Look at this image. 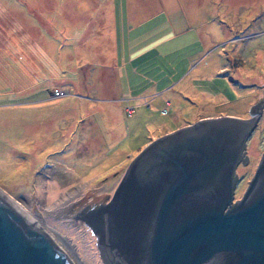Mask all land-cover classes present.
<instances>
[{"label": "rangeland", "instance_id": "rangeland-1", "mask_svg": "<svg viewBox=\"0 0 264 264\" xmlns=\"http://www.w3.org/2000/svg\"><path fill=\"white\" fill-rule=\"evenodd\" d=\"M100 1L0 0V187L81 264L111 262L69 203L85 190L109 199L153 137L201 115L244 117L264 94V0ZM147 2L151 14L132 11ZM263 150L264 100L234 197Z\"/></svg>", "mask_w": 264, "mask_h": 264}, {"label": "water", "instance_id": "water-1", "mask_svg": "<svg viewBox=\"0 0 264 264\" xmlns=\"http://www.w3.org/2000/svg\"><path fill=\"white\" fill-rule=\"evenodd\" d=\"M263 100L247 116H200L146 141L109 199L85 190L66 215L103 242L111 264H264V150L231 200ZM47 228L0 187V264L80 263Z\"/></svg>", "mask_w": 264, "mask_h": 264}, {"label": "crops", "instance_id": "crops-1", "mask_svg": "<svg viewBox=\"0 0 264 264\" xmlns=\"http://www.w3.org/2000/svg\"><path fill=\"white\" fill-rule=\"evenodd\" d=\"M106 0H102V1H100V3H99V5H97V6H100L101 4H105V10H108V7L110 6V5H107L106 3L107 2H105ZM178 1V0H177ZM170 3V2H169ZM178 3H179V1H178ZM149 2H147V5H141V6H136L132 11L133 12H138V11H143V10H145V9H147V11H149L150 12V14H151V8L149 9L148 8V6H149ZM97 6L95 7V8H97ZM168 8V7H167ZM94 10V9H93ZM153 11V10H152ZM140 13V12H139ZM141 19H139V18H137V17H135V20H134V22H133V24H135V23H137L138 21H140ZM158 26H160V24H157L156 22H155V24L154 25H150V29H149V31L151 30L153 33H157L158 31H159V27ZM157 27V28H156ZM86 31H88V34L87 35H89L90 33H92V32H90L89 33V30H86ZM110 33H111V29L108 31V35H110ZM157 34H159V33H157ZM162 37V36H161ZM165 37H163V38H161V39H164ZM148 49H150V48H148ZM153 52V50L152 49H150V52Z\"/></svg>", "mask_w": 264, "mask_h": 264}, {"label": "bare ground", "instance_id": "bare-ground-1", "mask_svg": "<svg viewBox=\"0 0 264 264\" xmlns=\"http://www.w3.org/2000/svg\"><path fill=\"white\" fill-rule=\"evenodd\" d=\"M18 204H19V206L23 209V210H25L26 212H27V214L29 213V216H32L31 215V213H30V211L28 210V208L27 207H25V205H23L22 203H19V202H17ZM32 218V217H31ZM35 219V218H34ZM44 224V223H43ZM47 227H49V228H47V230H49L50 232H52L53 233V228H51L49 225H47ZM56 231V230H55ZM54 234V233H53ZM96 236V235H95ZM97 237V236H96ZM98 238V237H97ZM98 240V248H100V251H102L104 254H105V256H107L106 255V253H105V250H104V245H103V242L98 238L97 239ZM100 242H101V245H100ZM65 244H66V242H65ZM100 246H102V250H101V247ZM108 258V257H107ZM79 259V258H78ZM77 262V261H76ZM77 264H80L79 262H77Z\"/></svg>", "mask_w": 264, "mask_h": 264}, {"label": "flooded vegetation", "instance_id": "flooded-vegetation-1", "mask_svg": "<svg viewBox=\"0 0 264 264\" xmlns=\"http://www.w3.org/2000/svg\"><path fill=\"white\" fill-rule=\"evenodd\" d=\"M221 114V113H220ZM250 113H248L247 115H249ZM246 115V116H247ZM201 116H205V115H201ZM200 117V116H199ZM241 162V161H240ZM254 168V167H253ZM253 171V170H252ZM249 178V177H248ZM248 178H247V180H248ZM247 180H246V182H247ZM234 181H235V179H234ZM246 182H245V184H246ZM245 186V185H244ZM242 191V190H241ZM240 194H241V192H240ZM234 198H237V197H234L233 195H232V198H231V200H233ZM68 220H70V218L68 219ZM65 221V220H64ZM71 221V220H70ZM90 230V229H89ZM91 231V230H90ZM92 232V231H91ZM94 234V233H93Z\"/></svg>", "mask_w": 264, "mask_h": 264}]
</instances>
